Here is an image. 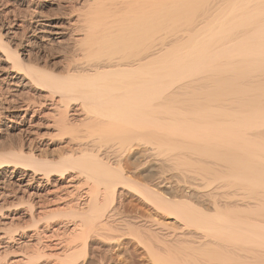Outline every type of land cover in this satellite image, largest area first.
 Masks as SVG:
<instances>
[{
    "label": "bare ground",
    "instance_id": "1",
    "mask_svg": "<svg viewBox=\"0 0 264 264\" xmlns=\"http://www.w3.org/2000/svg\"><path fill=\"white\" fill-rule=\"evenodd\" d=\"M62 1L84 12L63 22L33 9L22 27L4 17L34 0H0V115L12 123L0 135L23 134L0 151V209L25 206L0 222V264H76L90 236L117 237L110 204L125 190L180 225L137 233L157 264H264V0ZM65 35L87 62L41 67L33 56ZM28 88L43 99L18 100ZM76 120L91 145L48 160L40 137L74 141ZM136 140L162 154L154 184L121 164ZM170 169L196 172L206 190L195 201L168 196L155 183ZM82 185L84 206L63 204ZM57 216L73 220L65 236L47 230ZM24 219L31 233L13 234Z\"/></svg>",
    "mask_w": 264,
    "mask_h": 264
},
{
    "label": "rangeland",
    "instance_id": "2",
    "mask_svg": "<svg viewBox=\"0 0 264 264\" xmlns=\"http://www.w3.org/2000/svg\"><path fill=\"white\" fill-rule=\"evenodd\" d=\"M2 6L4 5H0V11L3 9ZM80 8L82 7H79V5L74 8L70 5L64 4L62 0H34L31 9L25 8V6H19L16 8V11H14V16H12V13H8V16H5L4 19L6 18V21L7 19L8 21L13 20L15 23L17 22V24L22 23L21 25L23 27L30 22V15L33 14L34 9L43 15H48L52 18H56V20L65 22L66 19L68 20V16H71L70 18L74 19L75 14L77 15L79 12L83 13L85 8ZM4 19L2 18V20ZM68 31L70 34L71 31ZM72 33H74V31H72ZM25 36L27 37L28 34H25ZM69 37V35H65L60 44L54 43V46L45 49L44 52L33 57L36 58L41 67L55 71L56 73L64 72L66 70L65 68H76L79 65L81 66V64L83 65V62L86 61L82 58L83 51L80 49L79 45L75 46ZM1 67L0 74L3 72V66ZM7 94L8 93H5L3 96H0V109L7 101ZM43 95L44 92L42 91L28 88L22 90V93L20 94L21 97H18V100L26 98L38 101L43 99ZM176 104H180V102H176ZM0 120V127H4V124H6V126L12 124L7 119L3 118V116L1 117V115ZM75 122L78 126V132L75 135L76 140L74 141L70 140L71 137H68L69 135L58 136V134L55 135L56 132L53 131L48 132L50 134L46 133L40 137L38 143H43V149H45L44 156L48 160L55 161L64 153L77 154L81 149L87 148L91 145L90 138L85 134L84 127L82 126L83 122L79 120H76ZM22 138L23 134L19 132V129L12 126L7 127L0 135V151L5 152L8 151L9 148L18 147ZM147 147H149V145L143 144L140 140L134 141L131 147L123 153L124 155L121 157V164L127 172L129 171L128 173L131 172V176L135 179L142 182L149 181L151 184H154L159 169V160L157 161V159L161 157L162 154L157 152V154L155 152L148 154L147 152H144ZM9 172L10 170L8 171V174ZM185 174L186 175L182 173V169H170L164 176L167 181L165 185L162 186L155 183V186L157 185L156 187L160 191H165L170 197L186 198L195 201V193L198 190H206L202 186H199L202 182V176L193 171H185ZM84 191L85 185H82L76 192L72 193L71 196H67L61 201L63 204L67 203L68 206L83 207V203L86 201ZM13 204L0 209V222L1 220L8 218L11 213H21L25 211L24 204H17V202H14ZM110 208L112 209L109 211L112 212V214L114 213V215L111 216L113 219L111 217L110 219H112L111 223L113 222L112 224L117 228L115 229L118 230H115L116 232L114 233L117 237H115L113 241H107L106 243V241H101L102 239L99 240L97 237L90 236V241L88 242L89 245H87L88 248L76 259L78 262H76V264H157L153 255L150 253L151 251L149 252V250H147L146 246H144L143 242H140L141 240H139L140 238L137 236L140 233H143L142 236H149L150 232L152 234L157 232V234H161L162 237V233L178 231V227H180L179 223L173 218H167V214L161 210H157L150 202H147L145 199L137 196V194L126 190L121 196H117L112 200ZM46 223H48L47 230L57 227V233L65 236L68 234L67 228L73 224V220L57 216L47 220ZM162 223L164 225H162ZM19 224L20 225H16L10 229V231L13 230V234L20 233L27 229L32 230L33 228L31 226L32 223L28 219H24V221H21ZM43 224L45 223L41 221L40 225ZM128 229H132V231L135 229L133 231L134 233ZM28 230L27 233H31V231ZM137 230L138 232H136ZM148 230H150V232ZM157 234L155 233V235ZM17 237L18 235L16 238ZM41 237H43L42 234ZM151 240L154 245L162 247V243H158L153 239ZM96 250L98 254L96 253ZM100 250L102 252H100Z\"/></svg>",
    "mask_w": 264,
    "mask_h": 264
}]
</instances>
